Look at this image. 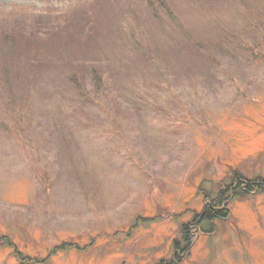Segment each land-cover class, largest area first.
I'll use <instances>...</instances> for the list:
<instances>
[{"label": "rangeland", "instance_id": "rangeland-1", "mask_svg": "<svg viewBox=\"0 0 264 264\" xmlns=\"http://www.w3.org/2000/svg\"><path fill=\"white\" fill-rule=\"evenodd\" d=\"M236 173L264 179V0H0V264H264L261 191L174 248Z\"/></svg>", "mask_w": 264, "mask_h": 264}, {"label": "trees", "instance_id": "trees-1", "mask_svg": "<svg viewBox=\"0 0 264 264\" xmlns=\"http://www.w3.org/2000/svg\"><path fill=\"white\" fill-rule=\"evenodd\" d=\"M161 7L167 9V7L164 4ZM92 72L94 73V78L97 81H100L99 72L96 69L92 70ZM241 176L242 175L238 173L234 174L231 182L228 185L227 184L223 185V188L225 190L224 189L222 190V188L219 189L218 196L216 199H212V202L205 205L200 213L194 214L190 222L185 223L184 225L182 224V226L180 227L182 233L181 236L182 241L180 242V244L177 241L174 243V248L178 249L181 255H183V253L185 252H188V249L193 243V239H191L192 235L188 234V232H190L192 229L197 230L198 227L197 225H199L200 222L208 223L209 224L208 232H211L213 229H215L214 221L224 220L228 217L229 209L227 207L222 206L223 203L226 204L225 201H227L228 203L234 198L240 199L245 197L244 195L253 192H260V191L264 192L263 178H257L256 180H252V179H244ZM177 262H180V260L174 259L168 262L162 260L159 261V263L157 264H177Z\"/></svg>", "mask_w": 264, "mask_h": 264}]
</instances>
